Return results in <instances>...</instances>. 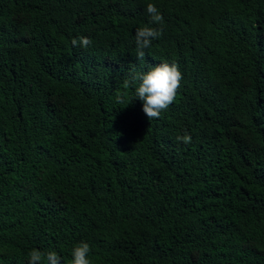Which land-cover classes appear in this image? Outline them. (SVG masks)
<instances>
[{"label": "trees", "instance_id": "trees-1", "mask_svg": "<svg viewBox=\"0 0 264 264\" xmlns=\"http://www.w3.org/2000/svg\"><path fill=\"white\" fill-rule=\"evenodd\" d=\"M161 63L183 78L158 119L132 87L115 103ZM80 242L90 264H264V0H0V264Z\"/></svg>", "mask_w": 264, "mask_h": 264}, {"label": "clouds", "instance_id": "clouds-1", "mask_svg": "<svg viewBox=\"0 0 264 264\" xmlns=\"http://www.w3.org/2000/svg\"><path fill=\"white\" fill-rule=\"evenodd\" d=\"M150 16V24L162 25L163 16L155 4L149 3L146 8ZM163 33L162 27L144 26L135 31V45L137 60H144L145 49L151 47L153 39L159 38ZM73 46L87 48L92 44L88 37L73 38ZM182 73L177 64L161 63L151 67L148 71L138 73L134 70L129 74L128 79L123 82L122 89L116 90L114 94L115 103L127 107L133 99L130 98L127 89L134 88V97L143 102L142 110L151 121L158 119L163 111L175 101L177 90L180 87ZM178 142L191 143V135L185 132L177 136ZM91 249L88 243L80 242L73 247L72 264H90L88 254ZM29 264H60V256L55 251L42 252L32 249L29 252Z\"/></svg>", "mask_w": 264, "mask_h": 264}]
</instances>
